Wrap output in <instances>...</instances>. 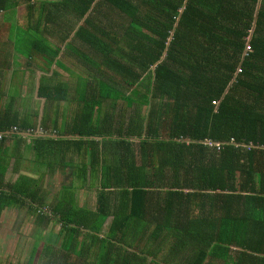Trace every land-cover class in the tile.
<instances>
[{
    "label": "trees",
    "instance_id": "trees-1",
    "mask_svg": "<svg viewBox=\"0 0 264 264\" xmlns=\"http://www.w3.org/2000/svg\"><path fill=\"white\" fill-rule=\"evenodd\" d=\"M39 6L82 20L92 53L72 95L40 79L39 124L16 95L0 107V217L26 207L52 225L39 264H203L233 248L236 264H264V0H0V13L38 23ZM40 53L50 69L59 49ZM28 138L34 164L12 181Z\"/></svg>",
    "mask_w": 264,
    "mask_h": 264
},
{
    "label": "crops",
    "instance_id": "crops-1",
    "mask_svg": "<svg viewBox=\"0 0 264 264\" xmlns=\"http://www.w3.org/2000/svg\"><path fill=\"white\" fill-rule=\"evenodd\" d=\"M24 5L25 4H20V8H21L20 12L23 11ZM51 9L53 10L54 8H51ZM3 12H1L4 15L3 21H0V29H1L0 30V35H1L0 42L2 40L4 44L6 43L5 40L7 39L6 35L8 32H10V30L6 27L8 25V22H4L6 18H5V11ZM57 13H58L57 23H54L51 20H49L48 13L45 12L44 10H41V6H39V8L36 11V15H33V17L35 18H39L38 23H36L37 21H29V20L20 23V27L25 26L28 30L32 29L34 32H36V34L32 36V39L36 42L35 49L40 55H42L40 51H42L44 47H48V49L49 48L59 49V54L56 60L54 61V63L51 65L50 69L44 65H42L41 67L30 66L26 64L21 65V66H18V65L16 66L15 64L11 63L10 57L8 59L10 61V67H7L4 70V67L8 65L6 66L0 65V73H2L0 76V79H2V81H0V87L1 89L2 88L4 89L2 90L3 92H5V94H8V95L11 94L10 87H12L13 84H16L19 86L22 85L21 82H18V81L13 82L14 79L20 77L19 75L22 74L21 77H25L28 79L30 77L35 78V86L33 87L34 88L33 95L31 97H28V95L25 96V98L28 97V100L26 99L25 103H24V100H19L22 102V105L17 106V109L19 110L21 117H26L27 115L31 114L32 115L31 120H33L34 122H38L42 118V115H43L42 113V108L44 107L43 100L40 101V99L38 98V90L40 86V79H42L44 75L49 77L50 79V81H48L49 84L50 82H54L55 79L58 82L65 83V86L68 89L69 93H72V94L77 91V89L80 87V84L82 86L86 84L85 79H87L88 75L89 76L92 75L91 67L86 66L84 64L83 57H81L80 55V54H83V55H86L92 58V55H91L92 53L88 51L86 46L80 40L74 37L75 31L78 29L80 25H82V20L79 22H76L74 27H71L69 25H73L74 22L71 21L70 23H68L66 21V20L70 21V18L68 16H65V12H60L59 10L56 12V14ZM68 29H72V30H70L71 31L70 35L64 39L63 37L67 35ZM36 37H38L41 41L36 40ZM80 48H83L82 52ZM2 53H3V50L0 47V60L2 58L5 59L2 56ZM38 61L44 62L43 58L41 57L39 58ZM81 78L84 79L83 82H81ZM21 93L22 95H24L23 92ZM30 103L32 104L30 105ZM67 103L69 106H72L71 102L68 101ZM36 110H38L39 112L37 116L35 117L33 116V114ZM71 110L70 112L65 113V114L62 112V115L64 114V116H61L59 126L63 128L66 127L65 123L71 114ZM39 123L40 121L38 122V124ZM40 133H43V132H40ZM46 135L51 136V135H56V134L49 133ZM25 136L29 137V135H25ZM68 137H70V135H68ZM30 140L31 138L26 139L25 146L23 145L22 147H18V149L16 148V150L13 149L14 155L11 160L12 161L11 166L9 167V170L7 173L8 179L12 181L16 180L21 172L26 173V169H28L27 167L30 168L34 164L33 159H35V151L29 148L27 144L30 142ZM15 158H18V161L16 164H15ZM14 167H17L16 171L13 170ZM47 181H50V179L49 177L46 176L45 182ZM233 249L234 250L229 252L227 256L226 255L222 256L221 251H213L214 249H209L212 251V254H210L207 257V259L205 260L203 264H227L226 261H229L230 264H236V259L234 256L238 248H233Z\"/></svg>",
    "mask_w": 264,
    "mask_h": 264
},
{
    "label": "rangeland",
    "instance_id": "rangeland-1",
    "mask_svg": "<svg viewBox=\"0 0 264 264\" xmlns=\"http://www.w3.org/2000/svg\"><path fill=\"white\" fill-rule=\"evenodd\" d=\"M24 11L25 8L23 6V11L21 13L24 14ZM3 13L0 14V21H3ZM5 18L6 20L4 22H8V25L6 27L10 30V32H8L6 35V43L3 44L2 40L0 42V47L3 50L2 56L10 57L11 63L15 64L16 66L25 64L39 67H41L42 65L45 66L44 62L38 61L40 55L35 49L36 42L32 39V36L36 34V32H34L32 29L28 30L25 26H18V22L26 21L25 17H23V20H18L19 13L15 14L10 10H6ZM36 40L41 41L38 37H36ZM5 60L8 61L7 59ZM19 76L20 77L14 79L13 82L18 81L21 82L22 85L19 86L13 84L12 87H10L11 94L9 95L5 94L4 92L5 95L3 97L1 96L0 107L3 108L4 105L9 102L10 95H16V107L18 105H22V102L19 100H24L25 103L26 99L28 100V97H31L33 95L35 78L30 77L28 79L25 77H21L22 74ZM21 92H23L24 95H22ZM27 95L28 97L25 98V96ZM70 95H72V93H70ZM18 101L20 102V104ZM121 103V101L115 103L114 106L116 108V111L120 108L119 106L121 105ZM31 104L32 103H30V105ZM109 108H112L111 105ZM71 109L72 106H69L67 102H63L61 104V112L68 113ZM26 173H28L27 170ZM64 179V181H68L67 174ZM59 180L61 181V178ZM60 181H57V185L60 184ZM44 186L51 188L53 186V183H50V181H44ZM95 192L96 191H87L85 189L80 190L78 195L79 202L83 205L87 204L88 206H94L96 201ZM51 226V224L47 223L38 226V224H36V217L29 216L27 214L26 207L20 208L19 210H4L1 213L0 217V264H39V259L41 258L39 257L41 252L40 249L46 242L45 236L47 237V239L51 237ZM55 229L57 231L59 229V225H57ZM53 239L54 237H51V241ZM34 242L38 243V251L37 254L33 258H31L33 256V253L31 256V250L33 249Z\"/></svg>",
    "mask_w": 264,
    "mask_h": 264
},
{
    "label": "built area",
    "instance_id": "built-area-1",
    "mask_svg": "<svg viewBox=\"0 0 264 264\" xmlns=\"http://www.w3.org/2000/svg\"><path fill=\"white\" fill-rule=\"evenodd\" d=\"M246 49L249 50V49H250V45H247V46H246ZM213 103H214V104H217L218 102H217L216 100H213ZM12 130H13L14 132H18V129H17L16 126H13V127H12ZM3 133H4L3 131H0V137H2V134H3ZM209 143H210V144H213L211 141H210Z\"/></svg>",
    "mask_w": 264,
    "mask_h": 264
},
{
    "label": "water",
    "instance_id": "water-1",
    "mask_svg": "<svg viewBox=\"0 0 264 264\" xmlns=\"http://www.w3.org/2000/svg\"><path fill=\"white\" fill-rule=\"evenodd\" d=\"M22 133L25 134V135H31V133L28 132V131H24V132H22ZM51 136H55V135H51Z\"/></svg>",
    "mask_w": 264,
    "mask_h": 264
},
{
    "label": "clouds",
    "instance_id": "clouds-1",
    "mask_svg": "<svg viewBox=\"0 0 264 264\" xmlns=\"http://www.w3.org/2000/svg\"><path fill=\"white\" fill-rule=\"evenodd\" d=\"M19 132V131H18Z\"/></svg>",
    "mask_w": 264,
    "mask_h": 264
}]
</instances>
